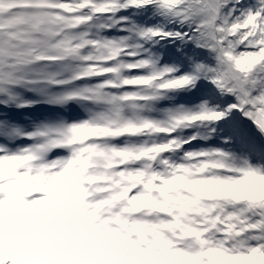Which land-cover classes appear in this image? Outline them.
Segmentation results:
<instances>
[{"label":"snow or ice","instance_id":"obj_1","mask_svg":"<svg viewBox=\"0 0 264 264\" xmlns=\"http://www.w3.org/2000/svg\"><path fill=\"white\" fill-rule=\"evenodd\" d=\"M0 264H264V0H0Z\"/></svg>","mask_w":264,"mask_h":264}]
</instances>
